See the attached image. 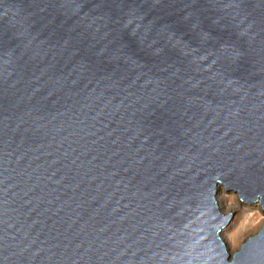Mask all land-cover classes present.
<instances>
[{"label":"water","instance_id":"1","mask_svg":"<svg viewBox=\"0 0 264 264\" xmlns=\"http://www.w3.org/2000/svg\"><path fill=\"white\" fill-rule=\"evenodd\" d=\"M264 0H0V264H264Z\"/></svg>","mask_w":264,"mask_h":264},{"label":"rangeland","instance_id":"2","mask_svg":"<svg viewBox=\"0 0 264 264\" xmlns=\"http://www.w3.org/2000/svg\"><path fill=\"white\" fill-rule=\"evenodd\" d=\"M227 196H230L233 199V201L241 202L243 204L240 210H238L237 212H233V214L231 213L232 216L231 219L229 220L231 225H229L230 229L227 232V239L229 241L228 242L229 244H227V246L229 248V251L233 253L240 249L241 244L237 242L239 239V235H242L243 239L245 238L246 235L250 236L249 234L250 230L258 225L260 214L258 215L257 212L254 215V218L255 217L256 218L252 220V217H250L248 214H251L254 211L253 212L250 211L252 205L249 202L241 200L240 194L236 191L235 192L227 191ZM246 215L248 216V219H250L251 222L249 224L247 223L242 224V222L246 221Z\"/></svg>","mask_w":264,"mask_h":264},{"label":"bare ground","instance_id":"3","mask_svg":"<svg viewBox=\"0 0 264 264\" xmlns=\"http://www.w3.org/2000/svg\"><path fill=\"white\" fill-rule=\"evenodd\" d=\"M225 188H226L225 186H219V190L217 191V200L219 204L220 213L223 214L224 216H229V214L231 213L233 214V212H237L238 210H240L243 204L241 202H235L230 196H227L228 190L227 188L226 189ZM251 205L252 207L250 211L251 212L254 211V212L248 215L252 217V220H253L256 218V217L254 218V215L258 212L257 214L258 215L260 214V219H259L258 225L250 230L249 232L250 236L246 235L245 238L243 239V236L239 235V239L237 241L239 244L246 242L249 237L257 235L261 231V229L264 227L263 205L260 202H257ZM250 222H251L250 219H248V216L246 215V221L242 222V224L244 223L249 224ZM229 225H231L230 221L228 222L227 226L222 230V233H221L223 236L224 242L226 244H229L228 243L229 241L227 239V232L230 229Z\"/></svg>","mask_w":264,"mask_h":264}]
</instances>
